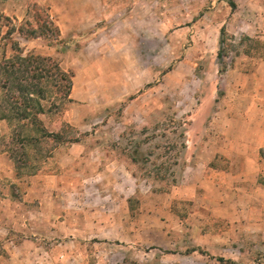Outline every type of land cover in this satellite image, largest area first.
<instances>
[{"label":"rangeland","instance_id":"374dc122","mask_svg":"<svg viewBox=\"0 0 264 264\" xmlns=\"http://www.w3.org/2000/svg\"><path fill=\"white\" fill-rule=\"evenodd\" d=\"M236 12L228 0H0V61L15 39L78 71L75 98L54 70L43 80L38 117L57 138L2 118L0 88V200L39 244L27 241L33 264H264V202L208 201L181 178L216 113L264 100V25ZM59 17L75 25L61 33Z\"/></svg>","mask_w":264,"mask_h":264},{"label":"crops","instance_id":"0c3cea01","mask_svg":"<svg viewBox=\"0 0 264 264\" xmlns=\"http://www.w3.org/2000/svg\"><path fill=\"white\" fill-rule=\"evenodd\" d=\"M234 3L239 21H248L246 24L253 26L254 30L256 23L264 25V17H256L254 13L258 9L264 10V5L258 4V0H235ZM77 11L81 13L80 8L69 12L76 15ZM85 13L83 10L81 15ZM100 14L103 16L104 11ZM63 20L58 18L60 27L75 25V22L67 24ZM63 32H67L66 28H61ZM247 35L251 36L250 33ZM77 73L74 69L71 78L72 98L76 95L74 83ZM89 81L92 83V80ZM239 104L248 108L246 114L243 110L237 116H225L218 112L213 121L202 128L199 144H194L190 138L185 148L187 156L182 163L181 178L184 182L188 181L189 186H201L202 198L205 200L207 194L218 191L223 195L220 198L224 202L250 203L254 209L260 210L257 204L264 202V158L260 154V149H264V100L252 97L246 101L240 100ZM2 157L4 155L0 153V172L3 167H7L2 164ZM9 201L8 198L0 200V264H31L32 253L27 250L29 240L23 237L24 229L9 227L10 219L15 214L7 206ZM32 245L39 250V244L32 242Z\"/></svg>","mask_w":264,"mask_h":264},{"label":"trees","instance_id":"16d2710c","mask_svg":"<svg viewBox=\"0 0 264 264\" xmlns=\"http://www.w3.org/2000/svg\"><path fill=\"white\" fill-rule=\"evenodd\" d=\"M228 3L232 8L235 7L234 0H228ZM2 18L8 19L6 15L0 13V19ZM38 23L39 21H37V26L35 27L31 23H28V27H33L28 31L29 36H41V32H38V29L40 31ZM49 24L46 30L51 29L52 24L50 21ZM44 25L46 26L44 23L43 25L40 24L42 28H46ZM13 30L12 28L8 29L6 32L7 35L10 36ZM16 30L22 33L24 25H18ZM26 38H28V36ZM11 43L12 49L15 51L14 55L6 57L5 54H3L0 61V88L6 104L5 108L7 106L6 109L9 110L7 113L3 114L2 118L8 119L10 122L14 118L20 120L30 118L33 130L40 133L42 136L57 138L59 134L48 132L41 119L38 117L40 113H44V105L41 101L45 99L47 94L43 85V80L48 73H51V70H54L59 79L66 81L64 86L70 89L72 85V73L62 70L58 62L48 55H39L31 52L22 55L19 42L15 39H11ZM220 49H222V47H220ZM30 138L31 136L29 134H24V140L30 142ZM260 154L264 158V149H260ZM220 260L223 259L220 257Z\"/></svg>","mask_w":264,"mask_h":264}]
</instances>
